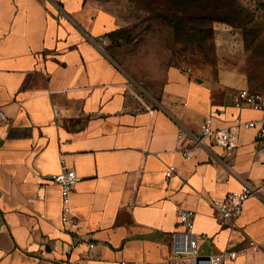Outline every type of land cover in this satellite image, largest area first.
<instances>
[{"label":"crops","instance_id":"obj_1","mask_svg":"<svg viewBox=\"0 0 264 264\" xmlns=\"http://www.w3.org/2000/svg\"><path fill=\"white\" fill-rule=\"evenodd\" d=\"M115 28L96 0H0V264H171L178 211L194 213L199 254L241 249L227 264H264V189L235 230L213 207L243 183L258 187L264 144L239 131L234 152L214 145L185 160L176 138L178 125L199 135L207 116L221 129L260 113L178 68L153 98L136 95L109 49ZM61 159L81 178L67 225L48 180Z\"/></svg>","mask_w":264,"mask_h":264},{"label":"rangeland","instance_id":"obj_2","mask_svg":"<svg viewBox=\"0 0 264 264\" xmlns=\"http://www.w3.org/2000/svg\"><path fill=\"white\" fill-rule=\"evenodd\" d=\"M96 1L116 20L109 49L136 95L153 98L170 68L222 82L227 91L264 92V0L204 8L167 0Z\"/></svg>","mask_w":264,"mask_h":264},{"label":"built area","instance_id":"obj_3","mask_svg":"<svg viewBox=\"0 0 264 264\" xmlns=\"http://www.w3.org/2000/svg\"><path fill=\"white\" fill-rule=\"evenodd\" d=\"M231 104L238 111L250 110L260 113L258 119L244 120L239 115L233 117L228 127L218 129L214 126L213 117L207 116L203 121L199 135L188 131L183 125H178L176 138L179 142L186 143L185 160L192 158L193 151L206 150L209 146H219L223 154L234 152L237 148V133L239 131H253L255 142L264 144V92L250 89H238L229 93ZM0 118L5 120L0 110ZM175 172L170 166L165 174L168 179ZM56 184L61 195L60 221L63 225L72 222L71 197L76 184L81 178L75 170L68 167L63 159L60 160L58 173L48 177ZM258 189H264V179L257 188L251 183H243L239 190L228 193L224 198L213 201L220 222L231 230L238 228L237 222L242 215L246 201L257 194ZM194 213L191 211H178L181 231L169 235V261L171 264H227L244 254L241 249H226L218 254L201 255L198 252V240L202 237L193 233ZM251 247L253 242H249ZM93 243H88L87 248L92 249ZM68 264V263H64ZM125 264V263H122Z\"/></svg>","mask_w":264,"mask_h":264},{"label":"trees","instance_id":"obj_4","mask_svg":"<svg viewBox=\"0 0 264 264\" xmlns=\"http://www.w3.org/2000/svg\"><path fill=\"white\" fill-rule=\"evenodd\" d=\"M135 1L138 2V3H143L144 1H146V2H155L157 0H135ZM167 1L168 2H173L175 4L178 3V4H181V5L198 4L197 7H200V8L201 7L204 8L207 5L214 6V5L218 4V3H220V6H222V5L228 6L229 4L236 3V0H167ZM108 37L110 38L111 34H109Z\"/></svg>","mask_w":264,"mask_h":264},{"label":"water","instance_id":"obj_5","mask_svg":"<svg viewBox=\"0 0 264 264\" xmlns=\"http://www.w3.org/2000/svg\"><path fill=\"white\" fill-rule=\"evenodd\" d=\"M106 37H103L100 39V41H102V43H105Z\"/></svg>","mask_w":264,"mask_h":264}]
</instances>
